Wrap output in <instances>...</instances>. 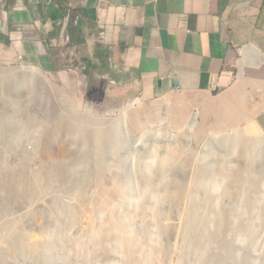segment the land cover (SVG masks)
Here are the masks:
<instances>
[{
	"label": "rangeland",
	"instance_id": "obj_1",
	"mask_svg": "<svg viewBox=\"0 0 264 264\" xmlns=\"http://www.w3.org/2000/svg\"><path fill=\"white\" fill-rule=\"evenodd\" d=\"M41 72L57 95L38 76L30 89L0 83V264H220L229 238L220 228L240 220L241 201L264 220V187L253 189L264 181V129L254 119L228 125L206 107L208 96L147 100L122 80L83 71L71 99L58 73ZM261 91L248 115L258 113ZM156 104L164 108L154 114ZM168 107L187 121L197 113L198 128ZM68 113L89 122L64 123ZM54 169L62 171L55 178ZM256 228L246 264L260 263L249 253L264 247Z\"/></svg>",
	"mask_w": 264,
	"mask_h": 264
},
{
	"label": "crops",
	"instance_id": "obj_2",
	"mask_svg": "<svg viewBox=\"0 0 264 264\" xmlns=\"http://www.w3.org/2000/svg\"><path fill=\"white\" fill-rule=\"evenodd\" d=\"M0 63L58 73L71 99L82 71L147 100L205 95L225 124L264 129V98L248 115L264 88V0H0Z\"/></svg>",
	"mask_w": 264,
	"mask_h": 264
},
{
	"label": "bare ground",
	"instance_id": "obj_3",
	"mask_svg": "<svg viewBox=\"0 0 264 264\" xmlns=\"http://www.w3.org/2000/svg\"><path fill=\"white\" fill-rule=\"evenodd\" d=\"M25 68H27V69H25ZM35 76L40 77L41 82L43 83V85L46 88V91L52 90L57 95V93L55 91V88L52 85V83H50L46 78H44L42 76V72L39 69L35 68V67H31V66H29V67H22V68L0 67V83H1V85H7V86H10V87H15L16 84H17V86H20V87H24V85H25V86H28L29 89H30V88H32V86H31L32 81L33 80H36V77ZM18 81H20V82L18 83ZM54 93H52V94H54ZM46 96H48V95L46 94ZM49 97H51V96H49ZM122 114H124V113H122ZM76 115L77 114H75V115L74 114H69V115H66V116L63 115L64 116L63 117V122L64 123H67V120L68 121H72L74 123V125H77L80 128H84L86 126V124L89 122L88 121L89 118L88 117H79V116H76ZM123 119L125 120V117L124 116H123ZM193 119H194V117H193ZM74 127H76V126H74ZM93 127H94V125H93ZM128 136H130V135H128ZM262 161H264V159L262 160L260 158L259 159V162H260V164L262 163L261 164L262 166H264V164H263ZM61 172H62L61 170L54 169L53 171L52 170L50 171V174H51V176L53 178H55L56 175H59ZM12 176L16 177L15 175H12ZM58 177H60V176H58ZM8 178H10V177H8ZM15 181H17V179ZM10 182H12V181H10ZM17 184H18V182H17ZM22 184H25V183H22ZM208 184H209V186L208 185L207 186L211 190H217V188L219 187V186H217L218 185L217 182H214V181L208 182ZM22 186L23 187H26L25 185H22ZM262 187H264V181L261 180V179H259L254 184L253 189H254V191L256 193H258V191ZM28 188H30V186ZM31 189H33V188H31ZM31 189H29L27 192H26V189L25 188H23L22 190H25V194L28 193L27 196L29 197V196H31V195H29V193L32 194V190ZM31 197H33V196H31ZM239 199H241V198H239ZM244 201H241V202H243L242 204H244ZM242 204H241V206L244 207L246 211H244V212L242 211V213L240 214V220L236 221L233 227L230 225V223H229L230 226L228 224L227 225L226 224H222L221 225L220 230L223 231L225 234H227V236H229V238L228 239H226V238L225 239H222L223 240L222 241L223 242L222 243V246H223L222 249L224 250V253L225 254H223V258L221 260H218L220 262V264H246V261L244 263V260L245 259H242V257H243V255H247V253H246L247 252V243L246 242H248L247 240L251 239L252 234L255 232V230L258 229V228H256L257 225H260L262 231H264V220H262V219L259 220L257 216H254V213L250 212V208H252V207H251V205H249V203H246L245 205H242ZM250 216H254L256 218H253L251 220H248V218ZM219 238H221V237H219ZM208 241H210V240H208ZM210 243H212V242H210ZM210 243L208 242L206 244L209 245ZM206 244H204V246L201 248L202 249L201 251H203L202 252V254H203V260L206 263H208L206 261L208 259V257L206 256V254L208 253V248L209 247H207ZM20 248H21V246H20ZM20 248H18V249H20ZM248 248H250L249 245H248ZM198 250H200V248ZM206 251H207V253H206ZM198 252H200V251H197L196 250L195 253H194V255L197 254ZM249 253H250V255H252L256 259L255 261H258V260L260 261L259 264H264V247L262 248L261 251L259 250V252H258V246H257V248H253L251 251H249ZM200 254H201V252H200ZM213 256L214 255H212V257ZM212 259H213V261H216L218 259V257L216 256V257H213ZM44 260L45 261H48V259H44Z\"/></svg>",
	"mask_w": 264,
	"mask_h": 264
}]
</instances>
